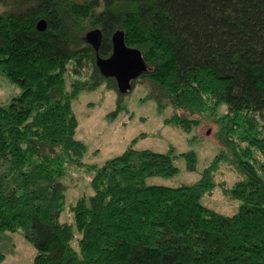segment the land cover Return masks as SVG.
Returning a JSON list of instances; mask_svg holds the SVG:
<instances>
[{
    "label": "trees",
    "instance_id": "obj_1",
    "mask_svg": "<svg viewBox=\"0 0 264 264\" xmlns=\"http://www.w3.org/2000/svg\"><path fill=\"white\" fill-rule=\"evenodd\" d=\"M118 31L146 63L127 89L97 61ZM0 73L22 89L0 105V230L37 245L33 264H264V0H0ZM139 78L160 110L174 109L165 123L185 130L227 105L225 151L172 187L145 179L177 173L173 150L129 145L88 166L92 193L71 204L73 224L61 221L58 179L86 151L73 99L106 83L119 92L115 115ZM180 155L195 169L194 151ZM224 161L244 175L231 215L202 202Z\"/></svg>",
    "mask_w": 264,
    "mask_h": 264
},
{
    "label": "rangeland",
    "instance_id": "obj_2",
    "mask_svg": "<svg viewBox=\"0 0 264 264\" xmlns=\"http://www.w3.org/2000/svg\"><path fill=\"white\" fill-rule=\"evenodd\" d=\"M131 91L123 93L121 108L115 115L112 111L119 105V92L102 83L93 89L82 90L72 101V109L78 119L75 137L86 145L83 164L65 163V174L59 182L65 187L66 202L60 215L61 221L74 223L71 204L82 195L92 193L93 172L89 165H102L107 159L122 153L129 145L136 149L158 152L173 150L174 164L178 167L171 176H149L146 184L180 186L200 179L202 171L214 157L225 151L219 137V125L223 124V105L216 113H206L199 126L185 130L165 118L174 113L168 106L160 110L156 101L148 97V84L143 78L133 83ZM21 87L0 73V105H6L12 97L20 94ZM135 138V141H132ZM194 151L197 155L195 169H190L186 157L180 153ZM244 175L222 162L214 180L216 187L202 196V202L226 215L235 213L240 200L231 196V189ZM75 229V227H74ZM76 231V229H75ZM77 233V231H76ZM78 234V233H77ZM75 242V241H74ZM77 247V243H74ZM37 245L23 231L0 230V264H33Z\"/></svg>",
    "mask_w": 264,
    "mask_h": 264
},
{
    "label": "water",
    "instance_id": "obj_3",
    "mask_svg": "<svg viewBox=\"0 0 264 264\" xmlns=\"http://www.w3.org/2000/svg\"><path fill=\"white\" fill-rule=\"evenodd\" d=\"M37 27L44 29L46 22L44 19L38 21ZM99 32L93 30L87 33L86 38L95 48L99 44ZM98 64L106 69L109 74L114 76L121 89L130 88L131 81L137 78L145 69L146 63L141 52L125 43L122 32L113 35V51L108 58L98 57Z\"/></svg>",
    "mask_w": 264,
    "mask_h": 264
}]
</instances>
